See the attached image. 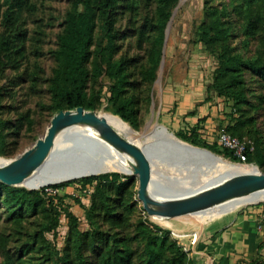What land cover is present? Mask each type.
<instances>
[{
    "label": "rangeland",
    "instance_id": "obj_1",
    "mask_svg": "<svg viewBox=\"0 0 264 264\" xmlns=\"http://www.w3.org/2000/svg\"><path fill=\"white\" fill-rule=\"evenodd\" d=\"M211 3L227 7V20L232 32L230 41L235 51L244 57L254 56L259 51V38L264 32H259L245 45L242 16L232 11L229 0H212ZM70 5L71 0H22L20 4L17 0H0V119L10 126L3 131L4 154L0 156L6 159L19 155L42 136L55 113L49 108V84L56 66L53 50L56 49ZM155 6L156 0H120L113 13L117 37L113 59L125 57L133 60L128 68L129 79L134 82V94L140 100V126L133 129L143 133L151 113L155 111L153 122L164 125L178 138L189 135L195 126L202 130L197 132L202 140L220 150L215 138L218 132L225 129L226 122L251 118L243 128L241 137H236L247 143L252 158H246L245 162L238 159L232 161L253 163L264 170V165L261 167L255 159L257 147L264 161V79L245 72L248 103L243 104L240 110L234 111L228 100L217 96L210 88L217 55L208 53L198 41V27L204 20L203 0H178L171 10L163 65L159 62L153 81L145 80L150 42L148 39L139 44L138 29L154 17ZM252 10L264 18V0L256 2ZM99 42L106 43L101 41V31L97 28L94 44ZM106 81L102 74L96 88L102 90ZM195 105L199 118L188 114ZM98 109L112 110L107 102H102L94 111ZM158 173L165 176L160 169ZM123 175L135 180L137 190V176ZM213 176V173L209 175ZM92 191L93 185L83 186L78 180L63 187L47 186L43 196L46 202H53V207L59 213V224L54 233L46 232L43 235L39 233L43 222L41 210L38 209L36 213L27 210L12 213V209L0 202V264H5V253L12 257L13 264H59L58 257L64 252L68 236L64 209L71 210L77 216L81 231L89 229L83 208L75 198L82 206L88 207ZM253 203L240 206L235 211L252 207ZM183 218L174 219L179 233L156 222L154 214L147 212L136 193L125 230L111 228L100 217L95 220L99 230L108 236L115 234L128 238L135 251V264H142L144 240L137 233L138 222H145L159 236L176 242L183 251L216 223L214 221L196 231L191 230L190 224L182 221ZM184 252L188 258V252ZM69 255L73 256L71 251ZM94 255L84 251L85 264H98Z\"/></svg>",
    "mask_w": 264,
    "mask_h": 264
},
{
    "label": "trees",
    "instance_id": "obj_2",
    "mask_svg": "<svg viewBox=\"0 0 264 264\" xmlns=\"http://www.w3.org/2000/svg\"><path fill=\"white\" fill-rule=\"evenodd\" d=\"M19 1V4L22 0ZM120 0H71V5L65 14L63 28L58 35L53 57L56 66L50 78L49 92L52 112L74 109L82 106L94 110L103 102H107L111 113L132 129L140 126V100L134 94L135 84L129 79L128 68L132 59L119 57L113 59L116 50V34L114 31V10ZM178 0H156L154 17L138 29V42L149 39L147 52L148 68L144 79L153 81L162 56L165 28L170 19L171 10ZM212 0H203L204 20L198 27V41L210 54H216L217 66L214 69L210 88L217 96L224 97L233 107L240 110L248 103L246 96L245 72L264 79V33L259 38V51L252 57H244L235 51L230 38L231 25L227 20L228 9L225 5H213ZM259 0H229L232 11L242 16L244 20L243 34L245 45L264 32V18L253 13V7ZM20 6V5H18ZM99 28L101 41L105 44H94V35ZM152 35V36H151ZM151 37V38H150ZM7 48V45L4 43ZM93 47V49H92ZM8 49V48H7ZM107 78L106 85L100 90L97 87L101 75ZM196 106L189 115L195 114ZM251 118H236L227 121L225 131L233 136L241 137L243 128ZM10 126L0 119V155L4 154L5 133ZM192 127L189 135L181 139L194 145L205 147L216 154L230 160L238 159L225 148L218 150L200 138L199 130ZM255 159L262 167L259 149L256 147ZM246 158L251 159V151L246 152ZM81 181L82 185H93L89 206H82L79 199L76 202L83 208L89 229L81 231L77 216L69 209H64L68 221L67 244L59 264H85L84 251L94 253L98 264H135V251L125 237L108 236L99 230L95 218L100 219L111 228L125 230L127 219L133 209V198L136 195L135 180L120 172H107L89 175L72 180L54 183L49 187H63L70 182ZM46 187L26 189L9 186L0 181V202L12 209V213L29 211L42 212L43 222L39 233L55 232L59 224V213L53 207L52 201L46 202L43 196ZM1 219V214H0ZM137 233L144 240L142 264H191L185 252L165 236H159L145 222L136 225ZM69 251L73 256L69 255ZM5 264H13L12 257L5 253Z\"/></svg>",
    "mask_w": 264,
    "mask_h": 264
},
{
    "label": "water",
    "instance_id": "obj_3",
    "mask_svg": "<svg viewBox=\"0 0 264 264\" xmlns=\"http://www.w3.org/2000/svg\"><path fill=\"white\" fill-rule=\"evenodd\" d=\"M169 25L170 19L165 28L161 65L164 62ZM158 126L167 129L162 124ZM200 149L214 154L205 147ZM115 151L127 160L130 167L128 174L137 176V197L149 214L191 211L233 197L249 195L264 188V170L254 164V171L241 174L235 181L189 196L151 200L145 193L150 185L152 166L157 164L178 170L186 169L200 175L204 158L189 156L161 137L138 149L117 133L104 118L98 117L94 110H87L82 106L56 111L42 136L19 155L0 165V181L9 186H19L35 168L37 171L30 180L33 186L39 188L84 176L113 172L107 169L106 159ZM232 176L231 173L227 174L228 178ZM163 177L167 180L166 175ZM167 185L171 187L174 182Z\"/></svg>",
    "mask_w": 264,
    "mask_h": 264
},
{
    "label": "bare ground",
    "instance_id": "obj_4",
    "mask_svg": "<svg viewBox=\"0 0 264 264\" xmlns=\"http://www.w3.org/2000/svg\"><path fill=\"white\" fill-rule=\"evenodd\" d=\"M95 113L98 117L104 118L117 133L128 139L138 149L142 148L149 142H152L156 138L161 137L167 142L172 143L176 147L185 151L189 156H200L204 158L203 170L201 172L202 177L198 174L191 173L186 169L178 170L174 167H164L157 164L152 166L150 185L145 193L151 200L161 201L193 195L201 190L210 189L212 187L235 181L241 174L255 170L253 163L245 164L234 162L220 154H213L208 150L200 149L199 146L178 138L174 133L170 132L171 130L168 131L167 129H161L157 122H153L155 111L151 113L150 120L146 124L143 133H138L121 118L112 114L110 111L102 109L95 111ZM8 160L9 159L0 156V165L7 163ZM106 167L108 170L121 172L123 174H128L130 170L125 157L117 151L112 152V154L106 159ZM158 169L165 173L169 182L163 176L158 174ZM36 171L37 168L33 169L31 175L20 183L19 186L25 187L26 189L39 188L33 186L30 180V178L35 175ZM211 173L214 174L213 177H209ZM228 173L233 174V176L228 178ZM178 179H180L179 183L177 182ZM166 182L167 184L174 182V185L170 187ZM155 192L158 194L155 195ZM263 200L264 188L249 195L233 197L203 207H198L191 211H179L174 214L154 213V220L179 233L180 229L175 225L174 219L184 217L182 221L186 224H190L191 230L199 231L202 226L220 219L222 216L235 211L240 206Z\"/></svg>",
    "mask_w": 264,
    "mask_h": 264
},
{
    "label": "crops",
    "instance_id": "obj_5",
    "mask_svg": "<svg viewBox=\"0 0 264 264\" xmlns=\"http://www.w3.org/2000/svg\"><path fill=\"white\" fill-rule=\"evenodd\" d=\"M197 112L190 116L199 118ZM259 220L260 209L255 205L222 216L198 241L184 248L190 263L264 264V231L258 227Z\"/></svg>",
    "mask_w": 264,
    "mask_h": 264
},
{
    "label": "built area",
    "instance_id": "obj_6",
    "mask_svg": "<svg viewBox=\"0 0 264 264\" xmlns=\"http://www.w3.org/2000/svg\"><path fill=\"white\" fill-rule=\"evenodd\" d=\"M216 143L221 148L230 150L234 156L238 158L240 162H245L246 152L250 151L246 142L242 141L240 138L231 135L225 130L218 132L217 137L215 138ZM48 185L44 186L47 188ZM45 188V189H46ZM255 206H258L260 209V220L258 222V227L264 231V200L253 203Z\"/></svg>",
    "mask_w": 264,
    "mask_h": 264
}]
</instances>
